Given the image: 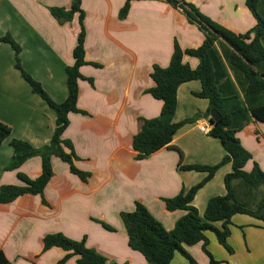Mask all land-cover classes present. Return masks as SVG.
Returning a JSON list of instances; mask_svg holds the SVG:
<instances>
[{"label":"crops","instance_id":"obj_1","mask_svg":"<svg viewBox=\"0 0 264 264\" xmlns=\"http://www.w3.org/2000/svg\"><path fill=\"white\" fill-rule=\"evenodd\" d=\"M72 1L0 0V38L10 35L20 45L23 69L58 104L68 97L67 68L75 63L80 24L78 15L60 24L49 9H70ZM126 1L82 0L86 60L101 67L88 64L80 69L85 79L79 81L78 107L87 115L70 114L64 139L74 146L76 167L90 177L83 181L68 164L53 157L54 177L44 191L47 205L41 196L33 195L0 204V252L12 264H59L67 255L64 250L44 251V238L58 233L76 241L85 239L89 248L108 259L107 264H149L130 247L121 214L133 212L140 202L172 231L187 212H169L164 200L189 191L207 177V173L180 170V161L182 165L215 166L227 154L222 142L209 135V100L194 95L202 91L201 82L190 81L178 89L174 122L196 116L198 120L182 127L169 147L136 160L133 139L138 119H158L163 107L162 101L145 93L154 86L153 67L169 66L175 42L183 50L198 48L205 36L181 10L161 0H134L127 18L121 20ZM188 1L236 34H245L257 25L247 0ZM260 10L264 13V1ZM183 61L194 69L199 65L198 59L189 56ZM230 75L234 80L231 71ZM56 121L55 111L33 93L16 69L12 46L1 43L0 122L12 134L0 144V186L23 185L19 173L31 179L40 177L41 157L28 160L18 170L6 169L14 155L10 143L18 139L36 149L47 146ZM202 126L208 132H202ZM237 137L253 156L245 170L250 172L254 163L264 170V122L252 118ZM232 171V163L223 165L195 196L193 205L202 218L211 198L226 195L225 177ZM235 187L240 194L249 193L240 182ZM249 196L256 197V192ZM216 226L221 229L222 223ZM230 230L232 253L220 245L214 233L207 234L214 259L220 264H264V222L238 214L232 218ZM185 249L199 264L210 263L202 243ZM178 254L184 257L177 253L171 264ZM77 259L72 257L65 264H78Z\"/></svg>","mask_w":264,"mask_h":264},{"label":"trees","instance_id":"obj_2","mask_svg":"<svg viewBox=\"0 0 264 264\" xmlns=\"http://www.w3.org/2000/svg\"><path fill=\"white\" fill-rule=\"evenodd\" d=\"M133 1H126L120 12L121 20L127 18ZM161 1L181 10L188 22L203 32L205 40L200 47L186 50L175 42L169 66L153 67L151 78L154 86L145 93L162 101L163 107L158 119L148 120L143 117L138 119L139 129L133 139V147L137 152L136 160L148 159L156 152L169 147L175 134L182 127L198 120L199 117L196 116L178 123L174 122L178 106V89L190 81H200L202 84V91L194 95L209 100L206 116L211 120L213 109L221 114L222 117L213 124L209 135L222 142L227 154L215 166L182 165L180 161V170L207 173V177L189 191L183 190L178 196L164 200L169 212L178 210L187 212L172 231L166 230L140 202L136 203L133 212H124L121 217L127 229L130 247L141 253L149 264H171L177 253L182 254L189 264H199L185 249L187 246L199 243L203 244V251L210 258L209 264H220L208 250V233H214L220 245L232 253L228 239L231 234L232 218L235 215H249L264 222V197L254 209L249 207L248 197L251 192L256 191L254 189L264 187V170L257 163H254L250 172L245 170L253 156L237 137V133L252 118L264 122V13L260 10L264 0H247V6L256 18L257 25L245 34H236L213 21L186 0ZM49 11L60 24L71 22L76 15L79 16L80 31L73 52L75 63L67 68L68 97L65 102L61 104L54 102L42 85L23 69L20 60L22 49L10 35L0 38V44H10L14 49L15 67L30 84L33 93L45 100L57 115L56 129L49 145L36 149L28 142L11 140L14 155L6 169L18 170L28 160L41 157L42 174L37 179H31L19 173L18 177L23 185L0 186V204H9L22 196L33 195L41 196L44 204L47 205L44 191L54 177L53 157H58L68 164L71 172L83 181L86 182L90 177V174L76 167L75 161L78 157L72 142L64 139V133L70 123V114L87 115L78 107L79 81L85 79L80 69L88 64L95 67L101 65L88 63L86 60V14L82 9V0H73L70 9L54 7ZM184 56L198 59V67L194 69L188 63H184ZM89 81L93 83L92 80ZM11 134V128L0 122V144ZM227 163H232L233 166V171L225 177L227 193L225 196L211 198L202 218L193 205L194 198ZM235 182H240L247 188L248 195L245 192L240 194ZM219 222L222 223L221 229L216 226ZM102 224L107 229L113 230L107 224ZM54 247L61 248L67 253L59 264H65L72 257L78 258V264L108 263L105 256L87 246L85 239L76 241L61 233L47 235L44 238V251ZM0 264H12L2 252H0Z\"/></svg>","mask_w":264,"mask_h":264},{"label":"rangeland","instance_id":"obj_3","mask_svg":"<svg viewBox=\"0 0 264 264\" xmlns=\"http://www.w3.org/2000/svg\"><path fill=\"white\" fill-rule=\"evenodd\" d=\"M187 2H189L188 0H186ZM189 3H191V2H189ZM191 4H193V3H191ZM193 5H195V4H193ZM196 6V5H195ZM197 7V6H196ZM198 8V7H197ZM199 10H200V8H198ZM201 11V10H200ZM201 13H203L202 11H201ZM205 16H207V17H209L210 19H212L213 21H215V22H217L218 23V21L217 20H215V19H213V18H211L210 16H208L207 14H205V13H203ZM220 24V23H219ZM254 190H256L255 192H256V197H254V198H251L250 199V196L248 195V193H247V195H248V197H249V207H252V208H254L255 207V204L254 203H256L257 201H259L260 199H262V197H263V195H264V187H261V188H259V189H254ZM247 201V200H246ZM253 201V202H252ZM173 264H189V262H188V260L185 258V257H182L181 255H177V259L175 260V262L173 263Z\"/></svg>","mask_w":264,"mask_h":264},{"label":"water","instance_id":"obj_4","mask_svg":"<svg viewBox=\"0 0 264 264\" xmlns=\"http://www.w3.org/2000/svg\"><path fill=\"white\" fill-rule=\"evenodd\" d=\"M221 117V114L217 110H211V121L209 123L210 126H213V124L219 121Z\"/></svg>","mask_w":264,"mask_h":264},{"label":"built area","instance_id":"obj_5","mask_svg":"<svg viewBox=\"0 0 264 264\" xmlns=\"http://www.w3.org/2000/svg\"><path fill=\"white\" fill-rule=\"evenodd\" d=\"M200 130L202 131V132H208V130H207V126H202L201 128H200Z\"/></svg>","mask_w":264,"mask_h":264}]
</instances>
